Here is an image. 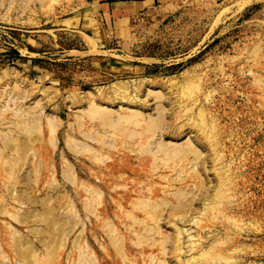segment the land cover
<instances>
[{
    "label": "rangeland",
    "instance_id": "374dc122",
    "mask_svg": "<svg viewBox=\"0 0 264 264\" xmlns=\"http://www.w3.org/2000/svg\"><path fill=\"white\" fill-rule=\"evenodd\" d=\"M83 10L0 0V264H264V0Z\"/></svg>",
    "mask_w": 264,
    "mask_h": 264
},
{
    "label": "crops",
    "instance_id": "0c3cea01",
    "mask_svg": "<svg viewBox=\"0 0 264 264\" xmlns=\"http://www.w3.org/2000/svg\"><path fill=\"white\" fill-rule=\"evenodd\" d=\"M171 0H84L82 16L103 23L128 19L158 6H166Z\"/></svg>",
    "mask_w": 264,
    "mask_h": 264
}]
</instances>
